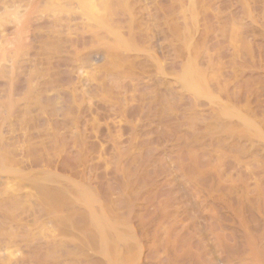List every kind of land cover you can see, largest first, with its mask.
I'll return each instance as SVG.
<instances>
[{
  "label": "bare ground",
  "instance_id": "obj_1",
  "mask_svg": "<svg viewBox=\"0 0 264 264\" xmlns=\"http://www.w3.org/2000/svg\"><path fill=\"white\" fill-rule=\"evenodd\" d=\"M0 264H264V0H0Z\"/></svg>",
  "mask_w": 264,
  "mask_h": 264
},
{
  "label": "rangeland",
  "instance_id": "obj_2",
  "mask_svg": "<svg viewBox=\"0 0 264 264\" xmlns=\"http://www.w3.org/2000/svg\"><path fill=\"white\" fill-rule=\"evenodd\" d=\"M29 116H30V115H24V114L21 115L20 118H19V119L21 120V123H22V124H25V120H26ZM29 123H30V122H28V124H29ZM29 125H31V123H30ZM110 129H111V130L113 129V130L111 131ZM110 129H108V130L105 129L106 131L103 130V133L106 134L107 131H108V133H109L110 131H111L110 133H112V132L114 131V129H115V130H116L115 132H117V130H118V131L120 130V131L118 132V134H116L115 132H113L112 135H110V133H109V134L106 135V136H108V137H110V136H111V137H113V136H114V137L117 136V137H120V139H122V138L124 137V135H123V134H124L123 130H121V129H117V128H110ZM109 130H110V131H109ZM114 133H115V134H114ZM113 134H114V135H113ZM119 134H120L121 136H119ZM117 137H115V138H117ZM42 139H43V138H42ZM42 139H38V141H36L37 139H36V140L31 139V140H29L30 142H28V145H33L35 142H39V140L42 141ZM120 139L117 138V140H120ZM122 140H123V139H122ZM45 142H46V140H45ZM29 143H30V144H29ZM100 143H101L100 146H102L103 143H102V142H99V144H100ZM100 146H99V147H100ZM103 146H104V144H103ZM99 147H98V148H99ZM102 148H103V147H102ZM102 148H101V149H102ZM107 155H108V154H107ZM107 155H106V156L103 155V156H105V163L108 162V160H109V161L112 160V158H110V156L107 157ZM97 156H99V155H96V157H97ZM106 157L109 158V159H107ZM93 158H95V157H93ZM93 158H92V160H93ZM100 159H102V160H100ZM106 159H107V161H106ZM94 160H95V159H94ZM99 160H100V162H102V161L104 160V159L102 158V155H101V154H100V156H99V159H98V157H97V162H96V160H95V162H93V163L91 162L92 165L95 164V163H98ZM102 163H104V162H102ZM113 194H114V196H113ZM110 195H111V197H113V198L115 199V197H116L117 194L115 195V193H111ZM116 198H117V197H116ZM1 229H2V226H1ZM49 255H50V254L46 255V252H45V254H44V256H47V257H48ZM47 257H46V258H47ZM48 258H49V257H48Z\"/></svg>",
  "mask_w": 264,
  "mask_h": 264
}]
</instances>
